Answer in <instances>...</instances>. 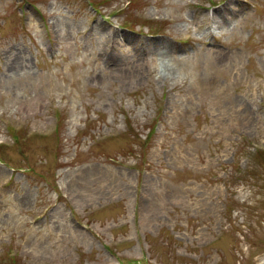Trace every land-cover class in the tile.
<instances>
[{
	"label": "rangeland",
	"instance_id": "rangeland-1",
	"mask_svg": "<svg viewBox=\"0 0 264 264\" xmlns=\"http://www.w3.org/2000/svg\"><path fill=\"white\" fill-rule=\"evenodd\" d=\"M0 264H264V0H0Z\"/></svg>",
	"mask_w": 264,
	"mask_h": 264
}]
</instances>
